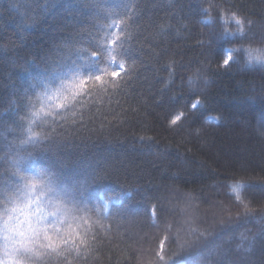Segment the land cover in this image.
<instances>
[{
    "label": "trees",
    "instance_id": "obj_1",
    "mask_svg": "<svg viewBox=\"0 0 264 264\" xmlns=\"http://www.w3.org/2000/svg\"><path fill=\"white\" fill-rule=\"evenodd\" d=\"M105 34L127 55L101 51ZM248 48H264V0H0V184L47 169L69 208L113 198L71 264H264V62ZM120 62L118 90L90 81L66 121L32 125L61 124L50 141L20 142L37 93Z\"/></svg>",
    "mask_w": 264,
    "mask_h": 264
},
{
    "label": "snow or ice",
    "instance_id": "obj_2",
    "mask_svg": "<svg viewBox=\"0 0 264 264\" xmlns=\"http://www.w3.org/2000/svg\"><path fill=\"white\" fill-rule=\"evenodd\" d=\"M230 18L241 25L239 31L243 34V22L240 18L234 13ZM124 23L120 21V24ZM114 26H117L115 22L107 27ZM225 32L227 33V29ZM102 39L106 43L99 45L101 51L106 50L113 60L114 52L118 55H127L123 47L124 41L119 34H105ZM107 45H116V47L110 48ZM228 51L231 58V52L235 49ZM246 51L249 62L253 60L264 62V48H248ZM100 54L93 51L91 56L98 57ZM229 58L224 59V65L229 64ZM80 67V65L76 66L67 83L61 81L59 87L50 89L47 93H37V98L42 100L40 107L29 109L31 119L21 117V122L24 120L28 122V127L22 129L27 133L20 141L22 144L31 142L38 146L42 142L50 141L55 129L61 124L56 123L51 133L33 131L32 125L37 120L47 123L48 116L53 117L54 121H66L67 114L72 112L81 97L91 93V89L88 88L90 81L99 82L100 87H104L105 77L110 76L113 88L118 90V82L128 74L124 62H120L118 68L110 73L97 68L94 73L90 71L84 77L79 75ZM53 101L58 102L53 104ZM198 103L199 101L193 104V108L197 107ZM179 119L181 117H174L171 123L176 124ZM13 175L18 177L17 182L11 183V186L8 182L0 184V237L3 240V244L0 245V253H2L0 264H51L53 260H59V264H71L69 257L78 259L81 253H89L95 240L93 229L97 224V221L92 219V213L99 214L101 211L107 213L109 201L113 198L101 197L102 204L94 208H88L82 200H79L75 202L74 207L69 208L63 203L67 193L63 195L56 193L52 187L51 177L54 174L50 170L41 169L28 175L17 169ZM20 181L23 183H19ZM239 188V184L234 185V190ZM49 193H54L55 198L49 196L48 200H41V196ZM33 205H35L34 209ZM48 207L52 210L48 211ZM73 213H82V215ZM164 243L161 241L162 251ZM160 259H163V256H160Z\"/></svg>",
    "mask_w": 264,
    "mask_h": 264
},
{
    "label": "rangeland",
    "instance_id": "obj_3",
    "mask_svg": "<svg viewBox=\"0 0 264 264\" xmlns=\"http://www.w3.org/2000/svg\"><path fill=\"white\" fill-rule=\"evenodd\" d=\"M247 53V52H246ZM247 57H248V53H247ZM251 62H256L255 60H253V61H251ZM177 116H179L180 117V115H177ZM177 116H175V117H177ZM33 199H35V197L33 198ZM33 207V209L35 208V205H33L32 206Z\"/></svg>",
    "mask_w": 264,
    "mask_h": 264
}]
</instances>
